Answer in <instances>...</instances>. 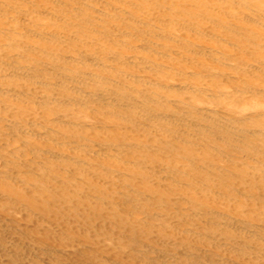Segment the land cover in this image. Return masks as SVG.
<instances>
[{"label": "bare ground", "instance_id": "1", "mask_svg": "<svg viewBox=\"0 0 264 264\" xmlns=\"http://www.w3.org/2000/svg\"><path fill=\"white\" fill-rule=\"evenodd\" d=\"M0 264H264V0H0Z\"/></svg>", "mask_w": 264, "mask_h": 264}]
</instances>
